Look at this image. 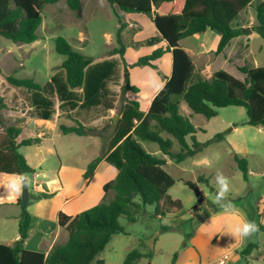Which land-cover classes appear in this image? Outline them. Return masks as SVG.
<instances>
[{
    "label": "trees",
    "instance_id": "trees-1",
    "mask_svg": "<svg viewBox=\"0 0 264 264\" xmlns=\"http://www.w3.org/2000/svg\"><path fill=\"white\" fill-rule=\"evenodd\" d=\"M59 1L0 0V35L15 43L28 44L36 41L40 37L38 30L42 24L45 6ZM66 1L69 8L74 11L81 7L82 0ZM108 1L120 21L117 32L119 46L110 50L109 54H120L124 59L127 50L122 33L126 24L122 21L121 13L151 15L168 46L166 49L157 48L150 54L140 57L136 65L156 68V61L166 51H171L173 54L171 76L156 94L147 112L140 108L139 101L127 99L124 95L119 112L121 117L113 128V137L106 152L95 158L84 173L85 178L91 177L102 160L113 166L117 174L103 186L106 196L114 192L113 198L107 200L105 196L99 203L73 216L61 212L59 224L68 231L69 238L65 243L54 245L47 254L26 249L20 241L13 245L0 243V264H91L105 249L113 235L128 233L120 222L121 216H126L134 223L139 215L147 212L148 205L154 206L151 215L160 218L181 211L184 207L183 202L173 198L169 193L177 180L164 168L168 159L180 163L194 157L211 143L222 141L226 137L225 132H220L207 142L198 141L196 137L198 128L189 116L180 111V104L183 101L195 113L203 114L208 119L218 115V108L231 105L244 107L248 116L246 124L264 127V66H252L247 63L239 66L243 78L220 69L214 72L211 78H201L190 83L195 69L194 62L190 54L180 45L183 39L210 28L220 33V40L215 50V54L219 55L232 39L244 34L238 20L254 0ZM253 29L264 38V0L256 6V22ZM55 48L58 53L65 56V60L59 66L63 72V82L57 80V75L46 84H40L32 78L7 76L11 85L31 92L32 102L35 105L32 113L50 118L53 114V98L56 93L62 100L61 108L68 102L72 108L77 107L78 102L68 101L67 94L65 95L67 92L72 95L74 89L84 91L85 98L80 105L81 108L102 104L104 97L110 96L107 85L116 63L108 60L95 63L93 57L76 50L63 36L55 39ZM124 80L123 94L129 90H138L130 84L127 66ZM5 107L6 104L0 97V110ZM107 127L111 125L108 124ZM60 129L63 134L78 135H97L101 131L97 127L86 126L81 122L72 126L61 124ZM5 133V137L0 140V173L18 176L24 174L26 177L35 173V168L19 149L22 146L38 143L40 138L20 140L22 126L15 124L6 127ZM174 140L178 142L180 149L174 150ZM143 141L157 143L168 159L149 153L143 147L141 143ZM234 158L244 178L248 180L247 160L238 155ZM185 183L200 196V190L195 183L190 180H185ZM240 199V196H232L227 201ZM20 204L23 202L20 201ZM31 220V214L25 209L19 227L22 239L28 237ZM183 229V223L163 224L161 227L162 232ZM185 235L184 246L187 245L190 233ZM254 246L255 244L247 245L242 254H249ZM152 257V251L145 252L134 247L127 251L123 264H141L143 259ZM99 263L104 262L100 260ZM169 264H177L176 257Z\"/></svg>",
    "mask_w": 264,
    "mask_h": 264
},
{
    "label": "rangeland",
    "instance_id": "rangeland-1",
    "mask_svg": "<svg viewBox=\"0 0 264 264\" xmlns=\"http://www.w3.org/2000/svg\"><path fill=\"white\" fill-rule=\"evenodd\" d=\"M260 1L262 0H254L252 4L242 12V17L238 22L249 23L252 19L256 21V6ZM81 4V8L77 11L70 9L66 0H60L57 3L46 5L42 13V24L38 30L40 37L32 43H15L0 35V97H2L3 102L6 104V107L0 110V140L6 135V127L11 124L18 126L22 124L23 118L28 115L27 110L31 107L33 96L28 90L11 85L8 82L7 76L14 75L19 78H32L40 84H46L51 77L55 75H57V80H59V66L65 60V56L58 53L55 48V39L59 36L65 37L76 50H79L87 56L93 57L95 63H101L106 60L116 63L111 75L110 85L115 90L113 99L118 102L117 108L114 110L115 113L114 115H110L107 124L111 125L113 117L120 112V107L123 103L122 99L125 94L122 93V87L120 88V85L122 82L123 84L125 83L123 77L126 66L129 69V73L132 69H137L132 74L130 83L138 88L136 91L129 90L127 95L130 99L139 101L143 106L146 105L147 97L152 90V85L153 87L155 85L158 86V83L163 81L164 73L161 70L165 69L164 64L160 65L161 70L159 67L157 69H152L151 67L136 65L140 57L150 54L157 48L164 47L163 39L156 31L154 23H151L149 20H144L142 26V31L146 34L144 38L136 36L139 29L137 27L132 28L129 32L130 34H127V41H125V43L126 46H128V51L127 54H124L123 62L125 66L122 67L120 61L116 62L107 59L115 55H110L109 51L119 46L117 42L119 20L113 12L109 1L82 0ZM130 14L133 16V14L136 13ZM128 18L125 17L123 20H127ZM198 43L199 42L193 37H189L184 41L185 45L192 44L195 49L199 47ZM260 45H263V51L261 52L259 50ZM254 50H256L260 64H264V38L259 37V40L252 42L251 51L254 52ZM240 77L243 78L242 74H240ZM201 78L206 77H198L193 74L190 83ZM118 88H120L121 91H119ZM55 101L59 103L57 97ZM88 111L89 114H87ZM103 111L104 105H93L86 108L80 107L78 113L81 119L90 121L93 117L99 116ZM180 111L182 114L189 116L191 121L198 128L196 133L198 141L207 142L220 132L226 133L225 139L219 142H213L204 147L202 151L197 153L195 158H188L180 163L172 161L165 166V169L177 180L176 184L171 187L169 193L173 198L181 199L184 205L181 211H175L167 217L160 218L151 215V213L154 212V206L148 205L147 212L139 215L138 220L134 223L130 222L126 216H121L120 222L127 229L128 233L113 235L105 249L91 264H97L98 259H103L106 264H123L128 250L134 247H138L143 251L147 250L144 244L150 243L153 233L157 231L160 233L162 232L161 227L163 224L179 225L183 223L184 229L181 230L183 233H192L195 231L199 224L208 217L207 215L212 208L210 203L217 204L216 196L218 195L220 187L216 180L218 173L226 177L229 182V191L225 195L226 201L229 200L230 197L235 196L236 193L243 194L248 190L254 194L256 199L260 195L264 196V127L260 128L259 126L248 124L244 127L249 137H251V135L256 137L255 139L249 138V141H247L249 150H252L251 152H260V154L263 155L261 159H250L251 169L254 174L250 175L248 173V180H246L242 172H236V169L232 167L234 161L229 155V152H234L236 149L240 151L245 150L246 146L239 135L230 132L233 125L226 124L228 121L236 123H243L246 121L248 118L246 110L243 107L232 105L221 107L218 108L219 114L217 116L208 119L203 114L195 113L188 104L183 101L180 105ZM63 122L70 125L76 124L75 120L67 115L63 117ZM36 131L35 124L28 123V125L22 127L20 140L35 138L37 136ZM101 131V135L108 139L113 132V126L111 125V127H107ZM50 134L51 138L54 139L52 143L55 144L60 154L47 155L43 163L39 164V166H35L37 172L38 168L43 169L42 175L38 178L39 184L43 189L41 191H52V193H56L54 194L56 196H53L52 199L49 198L47 201L49 205L54 204L62 197L60 192H58L60 180L59 169L61 167L60 161L62 160L63 163H67L68 161L71 162V158L74 157L72 152H78L81 143V139H76L77 137H75V135H64L59 129L56 131L50 130ZM166 136L168 135L166 134ZM82 143L84 145L83 139ZM141 143L152 155L157 157L163 156V152L157 143L150 141H143ZM173 144L174 150L180 149V145L176 140H174ZM32 148L34 147L30 148L24 146L19 150L22 153H32L34 151ZM90 148L81 152L84 154V160L99 156L103 151L102 146L99 144L98 146L93 145V147ZM29 155L32 163L34 159H39L38 155ZM205 156L210 158V164L199 165L195 163L194 160L202 159ZM76 161H79V158L76 157ZM103 168L104 165H101L96 179L92 181V188L96 187L97 182L101 178ZM65 171L66 169H64V172ZM109 176H112V174L109 173ZM114 177L115 175L110 178L102 179L106 181ZM28 178L30 179V189L33 191V174L28 176ZM200 178H203V180H200ZM185 180H190L197 185L200 190V196L185 183ZM40 181H43V183ZM15 182V176L0 173V201L13 198L16 196L20 187H22L19 199L23 202V182L19 185L18 189L14 187ZM113 196L114 192L112 191L107 194L106 199L110 200ZM37 197L29 200L26 206V210H28L29 213L30 209H35L34 206L37 203ZM16 210L17 208L13 207L12 214H14ZM176 212H180L185 219L171 222L170 217L172 215L174 216ZM260 212H264V204L260 206ZM2 213L4 212L0 211V234L7 233L10 235L15 233L17 228L16 225H14V221H9L10 223L5 227ZM192 214H194L193 217L191 216ZM251 237L252 240L254 239L256 243L258 242V244L264 248V230L259 229V231L252 234ZM171 245L172 243L170 241L166 243L164 251L170 248ZM182 246L185 247L183 244ZM162 259L163 257L161 258L158 256L156 260L162 261ZM148 262L149 261H146V263ZM254 262L258 263V261ZM146 263L145 260H142V264ZM259 264H264V259H261Z\"/></svg>",
    "mask_w": 264,
    "mask_h": 264
},
{
    "label": "crops",
    "instance_id": "crops-1",
    "mask_svg": "<svg viewBox=\"0 0 264 264\" xmlns=\"http://www.w3.org/2000/svg\"><path fill=\"white\" fill-rule=\"evenodd\" d=\"M144 15H148V14L136 13L133 14L132 16L130 13H121L122 21L125 22L126 24L122 32L124 39L126 41H127L126 37L130 34L129 32L131 31V29L136 27L139 28L136 36L141 38L146 37V34L142 31L144 20H149L151 21V23H154V20H153V16L151 15L144 16ZM125 17L127 18L129 17V18L127 20H123L125 19ZM255 22L256 21L254 19L250 20L249 23L239 22L240 26L243 27V30L251 28L252 31L250 32L243 31L244 34L239 35L238 37L232 39L225 48V50L219 55L215 54V50L220 40V33L213 29L209 28L202 33H196L193 36H190L199 42L198 43L199 47L197 49H195L192 44L185 45L184 41H186L187 38L183 39L180 42V45L190 54V56L193 59L195 66L194 74L198 77L205 76L206 78H211L214 72L220 69H224L232 73L233 75L242 78L240 77V74L242 73L238 69L239 66H242L246 63L252 66H264V64H260V61L257 58L256 50H254V52L251 51L252 42L259 40V37H261L260 34L253 29ZM119 27H120V21H119ZM155 28L156 31L161 36V38L163 39L164 47L162 48L166 49L168 46L167 41L162 37V34L159 32L156 25ZM259 50L260 52L263 51V45H260ZM127 51H128V46L125 54H127ZM107 59L114 60L116 62L120 61L122 67L125 66L123 62L124 59L123 57L120 56V54L119 55L115 54L114 56ZM163 64L165 68L163 69L164 71L161 70L160 68V65ZM156 65H157L156 68L149 65H141L145 67H151L152 69H157L159 67V69L164 73L163 81L160 82L158 81L159 82L158 86L155 85L153 87L152 85V90L150 95L147 97L146 105L143 106L139 102L140 108L144 112L148 111L154 97L165 85L168 77L171 76L173 69L172 52L166 51V53L159 60L156 61ZM136 70L137 69L131 70V72L129 73V80H131L130 78L134 73V71ZM58 73L60 76L59 80L63 82L64 76L62 69L60 70L59 68ZM52 78L53 77H51L49 81H51ZM110 81H108V85H107V88L110 92L109 93L110 96L104 97L103 103L100 104V105H104V111L100 113L99 116L93 117L91 120L88 119L90 121H85L81 119L80 118L81 116L78 113L80 105L82 104L85 98L83 89H74L72 95H70L69 92L65 93V95L67 94L66 99L68 101L73 100L74 102H78V105L75 108H72L69 102L65 104V107L61 108L60 105L62 103V100L59 98L58 93H56L53 98L54 99L53 114L50 118H43L37 115L36 113H32L33 110H35V105H33V102H31V107H29V109L27 110L28 115H26L25 118H23L21 126L24 127L28 125V123L35 124L37 129L36 131L37 136L35 138H40V141L38 143L25 146L30 148L34 147L32 148L34 149L32 153H26V152L23 153L33 168H35L36 165L39 166V164L43 163L46 160L47 155L60 154L55 144L52 143L54 139L51 138L50 130L56 131L57 129H59L61 132L60 129L61 124L72 126L70 124H66L65 122H63V117L65 115L72 117V119L75 120L76 123L81 122L86 126L97 127L99 128V130H104L105 129L104 127L108 126L107 121L110 115H114L115 113L114 110H116L117 102H118L115 99H113V96H115L114 94L115 90L110 85ZM122 84L120 85V88L122 87ZM59 85L63 87V84H61V82H59ZM120 88H118L119 91H121ZM56 97L58 98L59 103L55 101ZM125 97L127 99H130L127 93L125 94ZM87 114H89V111L87 112ZM117 114L121 117L120 113ZM246 121H244L243 123L228 121L226 123L229 125L230 124L233 125L230 132H234L237 135H239L240 139L243 141V143L246 146V149L242 151L235 148L237 152L236 151L229 152V155L231 159L234 161L232 167L236 169L235 170L236 172L238 171L242 172L239 169L234 158L235 155H238L239 157L245 158L247 160L248 173L252 175L254 173L251 169L250 159L251 160L261 159L263 155L260 154V152H251L252 150L251 151L249 150L247 141H249V138L255 139L256 137L254 135H251V137H249L248 136L249 134L246 133V130L244 128L245 125H247ZM114 127L115 126H113V128ZM259 127L263 128L262 126ZM101 132L102 131H100V133L97 135L96 134L78 135L76 133L64 134L67 136L75 135V137H77L76 139H81V143H80V147L78 148L79 149L78 152H72L74 157L71 158V162L68 161L67 163H63L62 160L60 161L61 167L59 169L60 180H59L58 192H60L62 197H60L59 200L56 201L54 204L49 205L47 204V201L49 200V198L52 199L53 196H56L54 195L56 193H52V191L49 192L41 191L43 189L39 184L38 178L42 175L43 169L38 168V172L35 171V173H33L34 186H33V191H31L30 189V194L32 195L33 199H35V197L37 196L38 197L36 198L37 203L34 206L35 209L29 210L32 220L29 228V234L26 239H22L19 232L21 215L23 211L26 209L23 207V204H20V199H19V194L22 190V187H20V189L16 193V196H14L13 198L0 201V211L4 212L2 213L4 216V226L7 227V225L10 223L9 221L12 222L14 221V225H16L17 228L16 232L10 235H8L7 233L0 234V243L13 245L17 241H20L21 245L26 249L38 250L45 252L47 254L53 248L54 245L65 243L68 240L69 238L68 231L63 227H61L59 224V214L63 212L67 215L73 216L102 201L106 196L104 195L105 193L103 191V186L107 181L111 180L109 179L103 181L102 178H110L113 177L114 175L116 176L117 174V170L113 166L108 164L105 160H102L97 170L91 177L89 178L84 177V173L87 170L88 165L98 156L84 160L83 158L84 154H82L81 152L87 148L93 147V145L98 146L99 144L103 148V151L100 154L102 155L103 153L106 152L110 140L113 137V132L108 137V139L103 137L101 135ZM82 139L84 141V145L82 143ZM29 154H32V156L38 155L39 159H34V162L32 163ZM76 157L79 158V161H76ZM195 157L196 155L193 158ZM160 158L168 159V156L163 153V156ZM172 161L174 160L168 159V162L165 166L170 164ZM194 161L196 164L199 165L210 164L211 162L210 158L206 156L202 159H196ZM101 165H104V168L102 169L101 178L97 182L96 187L92 188L93 185L92 181L93 179H96V176L98 175V171ZM64 169H66L65 172ZM109 173H111L112 176H109ZM4 174L15 176L16 179L18 177V175H12L8 173H4ZM41 183H43V181ZM29 188H30V179H29ZM42 194H48L49 196L42 197L41 196ZM235 196H240L241 199L235 201H227V202L231 203L236 209L239 210V215L236 217H228L227 214L224 213V210L218 204L210 203V206L212 208L210 209V212L207 215L208 217L199 224L198 228L195 231H193L192 233L190 232V236L187 238V245L185 247H183L182 244L186 239L185 236L186 233H183L182 231L174 230V231H166L163 233L157 231L156 233H153L151 235L152 238L150 239L151 240L150 243L144 244V246L147 248V250L145 251H152L153 257L151 259L148 258L143 259L145 260V263L146 261H149L146 264H169L176 257L177 264H218V260L222 256H224L225 254H229L230 258L226 264H259V261L261 259H264V248L261 247L258 244V242L256 243L254 239L252 240L251 236L243 240L233 239L230 235L226 234V232L229 222L235 223L238 219L241 218H247L249 220L255 221L258 224L259 229L264 230L262 228L264 227V212L263 213L260 212V206L264 204V196L260 195L256 199L254 197V194H252L251 191L249 190L245 191V193L243 194L236 193ZM37 204H39V207H36ZM13 207L17 208L14 214H12ZM191 216L193 217L194 214H192ZM181 219H185V217H183V215L180 214V212H176L174 216L172 215L170 217L171 222H176ZM169 241L172 243V245L170 248L164 251V247L166 243H168ZM249 244H255V246L253 247V249L249 254L246 255L242 254L243 249ZM158 256H160L161 258L163 257L162 261L156 260ZM100 260L104 262L103 259H98L97 264H100L99 263ZM254 261H258V263ZM103 264L106 263L104 262Z\"/></svg>",
    "mask_w": 264,
    "mask_h": 264
},
{
    "label": "clouds",
    "instance_id": "clouds-1",
    "mask_svg": "<svg viewBox=\"0 0 264 264\" xmlns=\"http://www.w3.org/2000/svg\"><path fill=\"white\" fill-rule=\"evenodd\" d=\"M26 179L27 177L24 174H20L16 179L14 187L18 189L19 185ZM216 180L220 186L218 195L216 196L217 204L224 210V213L227 214L228 217L238 216L239 210L225 200V195L229 191L228 179L218 173ZM36 207H39V204H37ZM257 231H259V226L255 221L241 218L235 223L229 222L226 234L230 235L233 239L243 240Z\"/></svg>",
    "mask_w": 264,
    "mask_h": 264
},
{
    "label": "water",
    "instance_id": "water-1",
    "mask_svg": "<svg viewBox=\"0 0 264 264\" xmlns=\"http://www.w3.org/2000/svg\"><path fill=\"white\" fill-rule=\"evenodd\" d=\"M245 32L252 31L251 28H248L244 30ZM119 115L116 114L112 119V125L116 126L119 121ZM32 198V195L30 194V188H29V178L27 177L26 180L23 181V207L26 208L27 204L29 203V200Z\"/></svg>",
    "mask_w": 264,
    "mask_h": 264
},
{
    "label": "built area",
    "instance_id": "built-area-1",
    "mask_svg": "<svg viewBox=\"0 0 264 264\" xmlns=\"http://www.w3.org/2000/svg\"><path fill=\"white\" fill-rule=\"evenodd\" d=\"M230 258L229 254H225L218 260V264H226Z\"/></svg>",
    "mask_w": 264,
    "mask_h": 264
}]
</instances>
